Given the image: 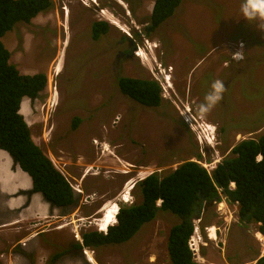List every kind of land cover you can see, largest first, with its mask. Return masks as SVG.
<instances>
[{"label": "rangeland", "instance_id": "374dc122", "mask_svg": "<svg viewBox=\"0 0 264 264\" xmlns=\"http://www.w3.org/2000/svg\"><path fill=\"white\" fill-rule=\"evenodd\" d=\"M52 2L50 10L18 23L1 40L21 74L47 76L46 89L34 100L26 98L22 111L33 141L81 193L75 191L76 205L54 211L49 224L40 227L45 232L36 234L37 245L24 247L25 254L37 257L36 264L54 254L59 258L51 264H170L168 236L180 221L170 212H159L126 243L85 248V258L71 253V245L96 229L106 204L141 202L137 190L130 191L131 202H119L129 181L134 186L186 161L212 173L241 141L264 135V19H247L244 0H186L169 24L147 35L155 0ZM96 21L108 23L109 31L95 41ZM120 52L126 55L117 69ZM238 53L243 59H233ZM119 77L158 82L162 104L145 107L124 95ZM215 80L227 91L202 118L196 108ZM75 119L79 123L73 127ZM203 123L213 126L211 135ZM220 197L195 217L201 238L197 262L256 264L264 257L259 226L242 223L239 206ZM211 228H216L214 239ZM22 235L0 234V264H29L13 253L26 240Z\"/></svg>", "mask_w": 264, "mask_h": 264}, {"label": "trees", "instance_id": "16d2710c", "mask_svg": "<svg viewBox=\"0 0 264 264\" xmlns=\"http://www.w3.org/2000/svg\"><path fill=\"white\" fill-rule=\"evenodd\" d=\"M184 1L155 0L147 35L169 24ZM52 7V0H0V149L30 176L35 192L53 208L64 210L77 204L75 191L33 141L20 113L26 98L34 100L46 89L47 76L21 74L10 63L11 53L1 40L18 23H30ZM108 31L106 22L92 24L94 40ZM117 83L124 95L145 107H159L163 102L162 87L156 81L119 77ZM78 123L75 119L73 127ZM231 153L232 157L223 158L212 173L196 161H186L165 175L154 173L137 182L132 190L138 191L141 202L121 206L114 225L106 231H85L76 247L99 249L126 243L159 212H170L180 219L168 236L170 264H199L190 247L194 220L203 208L219 202L221 194L239 206L242 223L254 222L259 226L257 231L264 233V135L241 141ZM256 264H264V257Z\"/></svg>", "mask_w": 264, "mask_h": 264}, {"label": "crops", "instance_id": "0c3cea01", "mask_svg": "<svg viewBox=\"0 0 264 264\" xmlns=\"http://www.w3.org/2000/svg\"><path fill=\"white\" fill-rule=\"evenodd\" d=\"M28 109L27 105V111ZM23 116L27 118L24 114ZM0 169V234L16 236L21 233L24 235L29 230L33 231V238L28 242L35 246L36 234L40 231V227L49 224L57 208H53L41 193L33 190L30 176L15 165L12 157L1 149ZM6 239L13 238L6 237ZM22 243L27 241H22L20 245ZM0 244L4 245L2 241Z\"/></svg>", "mask_w": 264, "mask_h": 264}, {"label": "clouds", "instance_id": "9594fccd", "mask_svg": "<svg viewBox=\"0 0 264 264\" xmlns=\"http://www.w3.org/2000/svg\"><path fill=\"white\" fill-rule=\"evenodd\" d=\"M92 1L95 2L96 4V0H92ZM241 10L247 19H255L256 17H260L261 19H264V0H244V3L241 6ZM233 59L235 60L243 59V53L236 54L233 57ZM226 91H227V88L225 87V83L222 80L213 81V83L211 84V90L205 96L204 102L197 106L196 108L197 113L202 118L206 116L207 113H209L211 109L215 107V105L218 104L223 99L224 93ZM187 117L191 118V114L187 113ZM215 169H212V171H214ZM133 187L134 186H132V189ZM125 204L127 203L125 202ZM117 214L118 212L116 213V216ZM116 222H117V219H116Z\"/></svg>", "mask_w": 264, "mask_h": 264}, {"label": "bare ground", "instance_id": "6f19581e", "mask_svg": "<svg viewBox=\"0 0 264 264\" xmlns=\"http://www.w3.org/2000/svg\"><path fill=\"white\" fill-rule=\"evenodd\" d=\"M69 14V13H68ZM67 14V15H68ZM104 17H106V19H108V15H105ZM116 25H118L121 29H122V27L118 24V23H116ZM67 43V42H66ZM65 43V44H66ZM62 55H63V52H62ZM63 57V56H62ZM62 57H60V58H62ZM146 60V59H145ZM144 60V61H145ZM59 63V62H58ZM62 62H60L57 66H56V75H58V72L60 73V72H62V70H63V67H62V64H61ZM59 76V75H58ZM24 102V101H23ZM22 105H23V103H22ZM21 113L23 114V111H22V107H21ZM203 125L205 126V128H206V131H208V133H209V135H211V130H213V126L211 125V124H206V123H203ZM203 133V132H202ZM207 133V132H206ZM212 141V138L211 139H209L208 140V142H211ZM97 143V142H96ZM93 167L92 166H90L88 169H87V172H86V175L88 174V173H90V171H91V169H92ZM1 170V169H0ZM3 170V169H2ZM1 173H2V171H1ZM7 173V172H6ZM3 174V173H2ZM21 179V178H20ZM127 188H130V190H127ZM132 190V187L131 186H129V187H125V189H124V191H123V193H122V195H124L125 197H121V199H120V201L119 202H122V203H125L126 201H127V196L128 195H130V191ZM116 202H114V203H111V204H106V206H105V208L104 209H102L101 210V213H102V216H101V218L102 217H104V214L106 213V216L104 217V219L103 220H101L100 222H98V223H101L102 222V227H101V231H104L105 230V228H108V227H110L111 225H113V224H115L116 223V213L118 212V210H119V205L117 204H115ZM7 205V204H6ZM105 209H106V211H105ZM216 230V228H211V229H209L208 230V232H210V237H211V239H214V238H216V234H214L215 231ZM214 237V238H213ZM89 257H90V259H87V261L89 262V263H91V261H94L95 259L93 258V255H89ZM96 262V261H95ZM95 262H93L92 264H95Z\"/></svg>", "mask_w": 264, "mask_h": 264}, {"label": "flooded vegetation", "instance_id": "af4514ba", "mask_svg": "<svg viewBox=\"0 0 264 264\" xmlns=\"http://www.w3.org/2000/svg\"><path fill=\"white\" fill-rule=\"evenodd\" d=\"M107 21H109L110 23L112 22L110 19H106ZM96 22H101V21H96ZM115 24V23H114ZM96 41V40H95ZM66 43V42H65ZM64 43V44H65ZM125 55H126V53H124V52H120V54L117 56V58H116V60H117V63H118V65H117V69L119 68V66H120V62H121V60H125ZM128 57H131V56H128ZM57 60V59H56ZM90 167V166H89ZM151 175V174H150ZM148 177V176H147ZM146 178V177H145ZM144 178V179H145ZM143 180V179H142ZM141 179H140V181H142ZM133 181H129L128 183H127V185H126V187H129V186H132V183ZM112 226V225H111ZM45 231H43V230H41L40 231V234H43ZM32 234H33V231H28L27 233H25L24 234V236H23V238H22V240L23 239H26V241H30V239L31 238H33V236H32ZM21 243V242H20ZM20 243H18V244H20ZM22 245V246H21ZM20 245V247H16V248H14V251H13V253L14 254H17L19 257H23V256H25L28 260H29V264H36V262H37V257H33V255L32 254H25V249H24V247H27V246H30L31 244H29V242L28 243H22ZM71 248H72V251H71V253L73 252L74 254H76L77 256H82L83 258H85V248H78V247H76V244H73L72 243V245H71ZM63 254H61L60 253V256H62ZM56 256H58L57 258H55ZM59 258V254H54V256H53V259L51 258H49L48 257V262L47 263H45V264H51L52 262L54 263V262H56V259H58ZM50 259V260H49Z\"/></svg>", "mask_w": 264, "mask_h": 264}, {"label": "built area", "instance_id": "2783aa9c", "mask_svg": "<svg viewBox=\"0 0 264 264\" xmlns=\"http://www.w3.org/2000/svg\"><path fill=\"white\" fill-rule=\"evenodd\" d=\"M105 16V15H104ZM50 87V89H52L53 88V91H54V93H56V87L55 86H49ZM51 91V90H50ZM216 168V166L214 167L213 166V168L212 169H215ZM132 187V186H131ZM73 188V187H72ZM74 189V188H73ZM75 191H77L78 193H81V192H79V190L77 189V190H75ZM129 197H130V195H128ZM127 196V197H128ZM122 197H125L124 195H122ZM126 197V198H127ZM129 202H131V199L129 198V200L127 199V201H126V203H129ZM104 208H105V206H104ZM105 211H106V209H105ZM107 212V211H106ZM106 216V213L104 214V217ZM104 217L102 218V219H104ZM103 225L101 224V223H98L97 224V226H96V231H100L101 232V227H102ZM108 228H105V230L104 231H106ZM198 233V231L196 230V228H195V230H194V234H193V236L191 237V241H190V247H191V250L193 251V253L194 254H196V248H197V243H200V241H201V238H200V236L197 234ZM215 234H216V231H215ZM256 237H257V239L260 241V243H261V246H263V252H264V233H260V232H256ZM82 240V239H81ZM260 258H262V257H260Z\"/></svg>", "mask_w": 264, "mask_h": 264}]
</instances>
